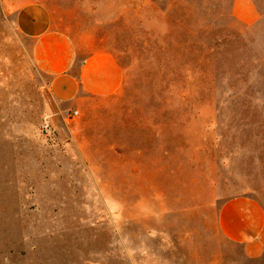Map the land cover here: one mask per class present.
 I'll list each match as a JSON object with an SVG mask.
<instances>
[{
	"label": "rangeland",
	"instance_id": "obj_1",
	"mask_svg": "<svg viewBox=\"0 0 264 264\" xmlns=\"http://www.w3.org/2000/svg\"><path fill=\"white\" fill-rule=\"evenodd\" d=\"M254 2L246 25L234 0H0V264H264L219 226L232 199L264 211ZM29 3L80 60L116 57L120 92L64 110L16 26Z\"/></svg>",
	"mask_w": 264,
	"mask_h": 264
},
{
	"label": "crops",
	"instance_id": "obj_2",
	"mask_svg": "<svg viewBox=\"0 0 264 264\" xmlns=\"http://www.w3.org/2000/svg\"><path fill=\"white\" fill-rule=\"evenodd\" d=\"M232 12L246 25L254 24L260 16L254 0H234ZM16 26L33 42L36 64L51 78L52 97L64 110L78 112L88 99L111 97L122 89L125 71L118 59L98 52L80 60L72 41L54 27L44 5L29 3L21 7ZM219 226L227 239L244 244L250 257L262 256L264 243L259 235L264 229V211L258 203L247 198L226 202L220 210Z\"/></svg>",
	"mask_w": 264,
	"mask_h": 264
},
{
	"label": "built area",
	"instance_id": "obj_3",
	"mask_svg": "<svg viewBox=\"0 0 264 264\" xmlns=\"http://www.w3.org/2000/svg\"><path fill=\"white\" fill-rule=\"evenodd\" d=\"M78 114V112H75V115H77Z\"/></svg>",
	"mask_w": 264,
	"mask_h": 264
}]
</instances>
